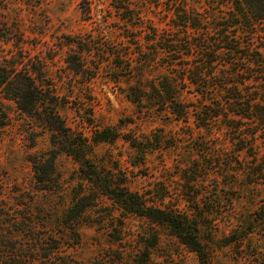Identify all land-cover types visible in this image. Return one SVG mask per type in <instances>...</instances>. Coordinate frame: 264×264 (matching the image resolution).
Here are the masks:
<instances>
[{
	"label": "trees",
	"instance_id": "16d2710c",
	"mask_svg": "<svg viewBox=\"0 0 264 264\" xmlns=\"http://www.w3.org/2000/svg\"><path fill=\"white\" fill-rule=\"evenodd\" d=\"M205 2L218 14L205 15L210 11L200 12L201 6L186 10V0H165L168 20L166 28H158L131 7V0H118L113 8L121 40L107 35L103 40L98 32L65 36L56 45L66 48L64 71L82 82L104 71L138 118L183 125L179 141L188 146L193 141L188 152L197 158L175 173L171 192L162 183L147 193L131 190L118 162L97 160L94 147L121 139L136 153L131 166H143L147 155L176 148L179 135L166 136L163 129L147 137L120 134L95 125L91 114L80 117L86 131L70 127L60 113L68 103L47 66L53 56L31 53L16 23L0 21V44L7 46L0 45V127L8 126L14 113L37 128L38 136H47L50 148L28 159L38 191L61 187L58 155L76 166L70 204L56 228L47 225L42 210L38 219L27 209L20 218L0 213L9 224L0 264H77L65 250L79 243L81 226L112 227L128 215L167 227L200 264H210V249L200 237L207 222L233 215V232L264 240V0ZM222 145L226 151L219 150ZM232 185H240L242 192L230 189L224 195ZM231 196L258 207L234 215ZM256 254L254 264H264V256Z\"/></svg>",
	"mask_w": 264,
	"mask_h": 264
},
{
	"label": "rangeland",
	"instance_id": "374dc122",
	"mask_svg": "<svg viewBox=\"0 0 264 264\" xmlns=\"http://www.w3.org/2000/svg\"><path fill=\"white\" fill-rule=\"evenodd\" d=\"M195 1L200 2L197 4ZM117 3L118 0H0V21L7 25L16 23L15 27L26 41L24 47L30 49L31 53H38L44 58L53 56L47 60V66L59 94L68 103L60 113L70 127L86 131L80 117L87 119L91 114L95 125L113 127L120 134L147 137L156 129H163L166 136L178 134L176 148L147 155L143 166H131L132 161H137L136 153L121 139L113 144L94 147L97 160L112 159V162H118L119 169L129 180L131 190L147 193L162 183L171 192L175 187L173 181L177 182L175 173L188 166L190 159L197 158L188 152L193 141L189 146L179 141L183 136L180 129L183 125L165 124L160 117L138 118L134 105L120 94L118 86L108 81L104 71L90 82H82L79 77L64 71L62 59L66 48L59 50L56 46L59 38L64 40L65 36L88 34L96 36L98 32L104 35L103 40L106 35L111 41L121 40L120 21L113 8L118 6ZM131 7L151 20L153 26L166 28L168 14L165 0H131ZM191 7L200 12L203 9L210 11L205 15L218 14L209 10L205 0H186L185 9L190 10ZM121 85L124 86L123 83ZM11 117L8 126L0 127V213L13 212L11 214L20 218L27 209L38 219L42 210L46 213L47 225L56 228V220L70 204V192L76 184V166L67 156L58 155L56 167L61 187L54 192L38 191L28 159L50 148L47 136H38L37 128L34 130L29 121L19 119L14 113H11ZM193 134L195 139L199 136L196 130ZM224 147L219 146V150L226 151ZM239 187H227L223 194L229 193L230 189L242 192ZM231 199H235L232 200L231 210L234 215L250 214L258 207L243 198L238 200L231 196ZM90 214L95 218L96 213ZM2 217L0 250L5 247L9 232L7 219ZM225 220L207 222L201 227L200 237L211 252L210 264H254L255 253H259L256 254L258 257L264 256V240L258 236L249 240L233 232V215ZM78 233L79 243L65 250L77 264H95L98 258H102V264H200L195 253L171 236L167 227L151 224L135 215L120 217L112 227L83 225Z\"/></svg>",
	"mask_w": 264,
	"mask_h": 264
}]
</instances>
